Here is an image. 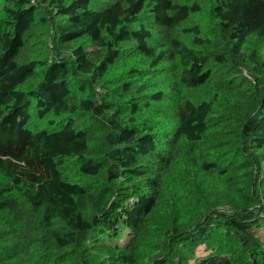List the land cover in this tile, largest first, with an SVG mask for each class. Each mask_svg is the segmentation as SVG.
Returning <instances> with one entry per match:
<instances>
[{
  "label": "trees",
  "instance_id": "trees-1",
  "mask_svg": "<svg viewBox=\"0 0 264 264\" xmlns=\"http://www.w3.org/2000/svg\"><path fill=\"white\" fill-rule=\"evenodd\" d=\"M210 1L0 0V264H264V0Z\"/></svg>",
  "mask_w": 264,
  "mask_h": 264
},
{
  "label": "rangeland",
  "instance_id": "rangeland-1",
  "mask_svg": "<svg viewBox=\"0 0 264 264\" xmlns=\"http://www.w3.org/2000/svg\"><path fill=\"white\" fill-rule=\"evenodd\" d=\"M177 1H187V0H177ZM197 1L202 7V14L204 17L208 16L210 0H189ZM188 27V24L186 25ZM179 36L181 40L187 41L189 38L180 31ZM132 61L127 62V65L132 66ZM135 66V64H133ZM162 87L169 92L175 100L180 99H191L200 100L207 99L211 96L210 91L207 87H198L195 89L185 88L174 81L171 75H160L158 78ZM176 83V84H175ZM175 84V86H174ZM191 158L188 152L181 151L175 155L173 163L170 165L168 172L164 175V194L167 198V203L174 205V207L179 211V213H185V197L187 192L195 191L198 187L199 180L193 175V164L191 163ZM173 207V209H174ZM201 248L197 249L200 252Z\"/></svg>",
  "mask_w": 264,
  "mask_h": 264
}]
</instances>
